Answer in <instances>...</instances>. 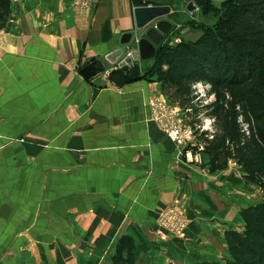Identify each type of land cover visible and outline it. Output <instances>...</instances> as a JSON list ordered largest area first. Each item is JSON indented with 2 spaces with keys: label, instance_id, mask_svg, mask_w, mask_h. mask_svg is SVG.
I'll list each match as a JSON object with an SVG mask.
<instances>
[{
  "label": "crops",
  "instance_id": "0c3cea01",
  "mask_svg": "<svg viewBox=\"0 0 264 264\" xmlns=\"http://www.w3.org/2000/svg\"><path fill=\"white\" fill-rule=\"evenodd\" d=\"M154 2L172 9L164 41L201 35L185 28L174 36L177 9ZM135 7L132 0H12L0 27V264H113L123 235L134 238L139 264H199L227 254L225 232L238 229L240 203L251 200L239 192L245 172L234 161L240 170L211 172L205 152L201 162L182 157L150 113L154 97L171 101L157 60H135L142 77L124 85L108 67L90 78L80 72L113 51L137 49L145 29L136 27ZM170 206L187 216L186 238L155 234Z\"/></svg>",
  "mask_w": 264,
  "mask_h": 264
},
{
  "label": "trees",
  "instance_id": "16d2710c",
  "mask_svg": "<svg viewBox=\"0 0 264 264\" xmlns=\"http://www.w3.org/2000/svg\"><path fill=\"white\" fill-rule=\"evenodd\" d=\"M196 1L205 4L204 13H212L216 21L199 23L202 33L197 39L174 45L163 40L157 47L155 69L162 92L186 111L209 156L210 171L223 170L235 161L247 180L261 184L264 196V0H223L219 5L213 0ZM11 6L12 0H0V27L6 24ZM110 76L119 85L142 77L137 63L113 68ZM199 81L211 84L215 99L210 104L196 102L193 86ZM205 118L214 119L213 138L200 129ZM240 214L244 227L225 232L229 258L199 264H264V200ZM112 262L139 264L132 236L119 239Z\"/></svg>",
  "mask_w": 264,
  "mask_h": 264
},
{
  "label": "built area",
  "instance_id": "2783aa9c",
  "mask_svg": "<svg viewBox=\"0 0 264 264\" xmlns=\"http://www.w3.org/2000/svg\"><path fill=\"white\" fill-rule=\"evenodd\" d=\"M175 41L178 43L181 39L176 35ZM127 56H131V50H129ZM113 68V66L108 67L105 70L106 73L110 74ZM193 89L196 102L202 105L210 104L215 99V94L212 92L209 82L199 81L194 84ZM148 105L152 118L162 126L163 131L180 150L182 157L201 162L200 155L204 152V144L199 138H196V129L193 125L177 116V112L183 109L161 96L151 99ZM213 122V118H205L200 126L201 130L209 133L210 138H213L215 131ZM188 224L187 216L176 207L170 206L159 215L154 231L158 237L164 240L170 237L186 238Z\"/></svg>",
  "mask_w": 264,
  "mask_h": 264
},
{
  "label": "water",
  "instance_id": "95a60500",
  "mask_svg": "<svg viewBox=\"0 0 264 264\" xmlns=\"http://www.w3.org/2000/svg\"><path fill=\"white\" fill-rule=\"evenodd\" d=\"M188 9L193 11L196 6L193 1L188 4ZM172 13L169 5L148 4L136 6L134 8V17L136 27L145 29L144 36L138 42V48L131 50V56H127L128 48H121L109 53L102 64H92L81 69V74L85 78H90L103 70V67H109L110 64L118 63L120 67L132 65L139 58L148 59L154 57L165 35L169 34L173 28V23L166 16Z\"/></svg>",
  "mask_w": 264,
  "mask_h": 264
},
{
  "label": "rangeland",
  "instance_id": "374dc122",
  "mask_svg": "<svg viewBox=\"0 0 264 264\" xmlns=\"http://www.w3.org/2000/svg\"><path fill=\"white\" fill-rule=\"evenodd\" d=\"M165 1L170 2L177 10H180V11L176 10V16L171 17V19L174 20L175 23L177 22L174 28L175 31L177 32H180V30H183L186 28L187 35L193 36L194 32L192 33V31L200 30L197 26L199 25V23H202V24L204 23L206 25H212L216 21V18L212 13H209V14L204 13L205 4L201 3L200 1H196V0H165ZM187 1L189 2L193 1L194 4L196 5V8L194 10L195 12L194 11L192 12L194 13V15L190 14L191 18H187V14H185L186 13L185 11L188 10V7L186 5ZM213 1L219 5L223 0H213ZM191 21H193V23H191ZM142 32H144V29L142 30ZM137 48H138V45H137ZM139 59H137L136 61H138ZM177 116L183 118L189 124H191L186 111L179 110L177 112ZM196 138H198L197 135H196ZM234 162H231L229 164L228 169L231 167H234L236 170L238 169L240 170V168H238V166ZM238 177L240 181L244 183L243 187L240 186V189H239L240 195H247L248 197H251V200L245 199L244 203H240V210H239L240 222L237 224V226H238V229H242L244 227V221L241 217L240 211L246 207L247 203L248 205H250L251 201L252 203H254V201L256 202V200H259V199L263 200V198L260 197L263 195V188L261 184L259 183H252V181H247L243 179L242 171L240 172ZM246 190H248L249 193L245 192ZM225 192H228V190H225ZM227 258H229V251L227 252V254H225V256L222 259L226 260Z\"/></svg>",
  "mask_w": 264,
  "mask_h": 264
}]
</instances>
